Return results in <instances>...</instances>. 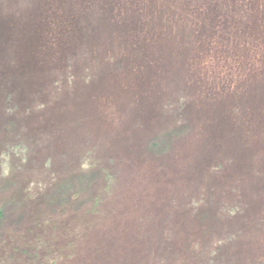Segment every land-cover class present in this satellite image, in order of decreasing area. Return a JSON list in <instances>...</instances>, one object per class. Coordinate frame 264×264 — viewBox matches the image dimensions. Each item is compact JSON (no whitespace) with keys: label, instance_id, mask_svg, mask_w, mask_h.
I'll list each match as a JSON object with an SVG mask.
<instances>
[{"label":"rangeland","instance_id":"obj_1","mask_svg":"<svg viewBox=\"0 0 264 264\" xmlns=\"http://www.w3.org/2000/svg\"><path fill=\"white\" fill-rule=\"evenodd\" d=\"M0 264H264V0H0Z\"/></svg>","mask_w":264,"mask_h":264},{"label":"trees","instance_id":"obj_2","mask_svg":"<svg viewBox=\"0 0 264 264\" xmlns=\"http://www.w3.org/2000/svg\"><path fill=\"white\" fill-rule=\"evenodd\" d=\"M2 216H3V215H2V212L0 211V219L2 218Z\"/></svg>","mask_w":264,"mask_h":264}]
</instances>
